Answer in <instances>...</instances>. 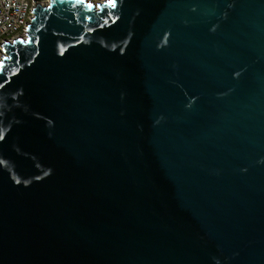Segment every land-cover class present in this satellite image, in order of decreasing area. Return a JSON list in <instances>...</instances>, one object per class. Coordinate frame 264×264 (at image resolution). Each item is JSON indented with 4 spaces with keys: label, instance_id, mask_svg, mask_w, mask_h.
<instances>
[{
    "label": "water",
    "instance_id": "obj_1",
    "mask_svg": "<svg viewBox=\"0 0 264 264\" xmlns=\"http://www.w3.org/2000/svg\"><path fill=\"white\" fill-rule=\"evenodd\" d=\"M1 48L0 264H264V0H49Z\"/></svg>",
    "mask_w": 264,
    "mask_h": 264
},
{
    "label": "built area",
    "instance_id": "obj_2",
    "mask_svg": "<svg viewBox=\"0 0 264 264\" xmlns=\"http://www.w3.org/2000/svg\"><path fill=\"white\" fill-rule=\"evenodd\" d=\"M95 3L105 0H90ZM49 0H0V59L5 54L1 46L25 37L28 25L37 6L47 5Z\"/></svg>",
    "mask_w": 264,
    "mask_h": 264
}]
</instances>
